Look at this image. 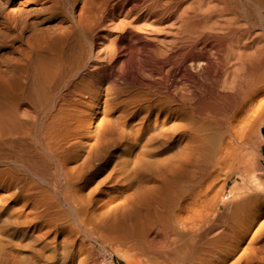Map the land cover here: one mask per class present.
<instances>
[{"label":"bare ground","instance_id":"6f19581e","mask_svg":"<svg viewBox=\"0 0 264 264\" xmlns=\"http://www.w3.org/2000/svg\"><path fill=\"white\" fill-rule=\"evenodd\" d=\"M263 120L264 0H0V264H264Z\"/></svg>","mask_w":264,"mask_h":264},{"label":"rangeland","instance_id":"374dc122","mask_svg":"<svg viewBox=\"0 0 264 264\" xmlns=\"http://www.w3.org/2000/svg\"><path fill=\"white\" fill-rule=\"evenodd\" d=\"M70 3L69 2H64L62 7H69ZM260 136H261V146H260V151H259V156L261 158V161H264V120H263V124L261 125L260 128ZM231 188V184H229L227 190H226V194H228V192L230 191ZM20 229L21 227L19 225H17V222H12L9 226L5 227V232H3L2 230H0V237H2V239L4 240L5 243L9 242L10 244H14V250H18L22 253H24V255H27V250L26 248H24L26 243H20L17 241V237L15 233H20ZM40 230L35 229V227L33 229H31V236L33 235H38V232ZM15 234V235H13ZM50 239H45L44 241L46 243H48V248H50ZM20 246V247H19ZM96 258L102 262V264H125L122 259H120L119 256L111 253V252H104V253H96L95 254Z\"/></svg>","mask_w":264,"mask_h":264}]
</instances>
